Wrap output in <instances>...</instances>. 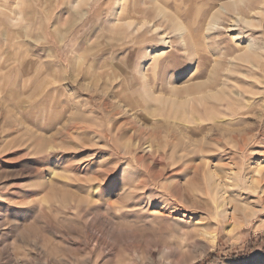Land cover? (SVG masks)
Masks as SVG:
<instances>
[{"label":"rangeland","instance_id":"374dc122","mask_svg":"<svg viewBox=\"0 0 264 264\" xmlns=\"http://www.w3.org/2000/svg\"><path fill=\"white\" fill-rule=\"evenodd\" d=\"M262 197L264 0H0V264H264Z\"/></svg>","mask_w":264,"mask_h":264},{"label":"bare ground","instance_id":"6f19581e","mask_svg":"<svg viewBox=\"0 0 264 264\" xmlns=\"http://www.w3.org/2000/svg\"><path fill=\"white\" fill-rule=\"evenodd\" d=\"M221 7L223 8V5H221ZM215 12H217V11H215ZM218 17L217 16V13H216V15L215 14H213L212 15V18H214V17ZM211 18V19H212ZM212 21V20H211ZM210 23V22H209ZM214 26V24H210L208 27L209 28H211V27H213ZM250 45V44H249ZM259 172V171H258ZM214 174V173H213ZM208 183H209V185L210 186H212V187H214L216 190L217 189H219L220 187L222 188V184H220L219 182H217V180L216 179H214V177L212 176V174H210L209 176H208ZM263 195V194H262ZM261 196V195H260ZM260 200H261V202L262 203H264V197H262V198H259ZM232 202V201H231ZM229 205V204H228ZM236 209V207H234V209L233 210H235ZM236 211H238V210H236ZM256 212V211H255ZM58 231V230H57Z\"/></svg>","mask_w":264,"mask_h":264}]
</instances>
